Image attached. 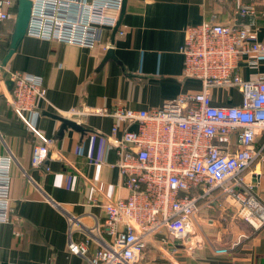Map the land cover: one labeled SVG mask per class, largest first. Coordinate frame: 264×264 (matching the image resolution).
Returning <instances> with one entry per match:
<instances>
[{"label": "crops", "instance_id": "1", "mask_svg": "<svg viewBox=\"0 0 264 264\" xmlns=\"http://www.w3.org/2000/svg\"><path fill=\"white\" fill-rule=\"evenodd\" d=\"M241 4L258 10V38L264 43V0H127L118 30L103 32L114 54L109 58V48L25 34L6 67L41 75L48 102L39 101L36 131L28 130L7 104L9 89L0 72V154L14 156L10 194L23 218L19 224L0 222V264H90L87 257L98 241L91 240L87 257L72 253L69 241H83L84 230L104 220L105 204L129 194L113 165L115 151L108 147L113 118L90 115L80 123L83 130L67 126L62 131V122L51 114L67 117L72 108L118 105L149 109L200 91V80L182 75L185 29L202 21L229 22ZM14 19L0 21V64L9 49ZM248 58L239 60L240 75L247 79L264 74V57H258L255 69ZM212 101L239 105L241 95L237 88L213 89ZM48 137L55 139L57 152L36 167L33 147ZM254 145L264 146V130L257 133ZM246 174L264 201V158L256 159ZM228 201L222 197L214 207L202 208L201 227L188 241L171 239L168 247L176 250L168 254L170 264H264V226L253 229ZM221 247L229 251L216 253Z\"/></svg>", "mask_w": 264, "mask_h": 264}, {"label": "built area", "instance_id": "2", "mask_svg": "<svg viewBox=\"0 0 264 264\" xmlns=\"http://www.w3.org/2000/svg\"><path fill=\"white\" fill-rule=\"evenodd\" d=\"M16 1L0 0V21L15 17ZM31 1L27 35L107 50L110 43L103 41V32L117 25L124 0ZM257 17L253 4H241L229 22L210 20L186 27L182 75L200 80V91L149 109L118 105L66 113L78 123L90 115L113 118L108 147L115 151L113 165L129 190L127 197L105 204L104 220L85 229L83 241H69L72 253L87 257L95 239L98 247L87 257L90 264H142L149 248L160 251L156 264H170L168 254L176 250L168 247L171 239L188 241L201 227L200 210L214 207L222 197L253 229L264 226V201L256 183L246 177L252 163L264 158V146L254 145L257 133L264 130V74L245 79L237 70L243 56L249 57L253 69L258 57H264ZM118 32L124 34L125 28ZM2 71L12 82L5 94L7 104L35 132L39 101L48 102L43 77L6 65ZM228 88L239 90L240 104L215 105L212 90ZM52 151L57 152L55 139L44 138L33 147L32 164L43 166ZM13 163L12 154H0V222L19 224L23 218L10 194Z\"/></svg>", "mask_w": 264, "mask_h": 264}, {"label": "water", "instance_id": "3", "mask_svg": "<svg viewBox=\"0 0 264 264\" xmlns=\"http://www.w3.org/2000/svg\"><path fill=\"white\" fill-rule=\"evenodd\" d=\"M126 1L127 0L123 1L120 19L114 28V32H116L119 28L122 15H123L124 10H125ZM16 5H17V11H16L15 19H14L13 31L11 33L9 49H8L7 53L5 54V56L3 57V60L0 64V72L2 71L3 66H5L7 64V62L9 61L12 54L16 51L19 43L21 42V40L24 38V36L26 34V28H27L28 21H29L32 1L31 0H17ZM109 57H114L113 50L110 48L108 49L105 58H109ZM1 73H2L3 77L6 76L4 71H2ZM5 83L7 84V88L10 89L12 82L9 79H6ZM51 115L53 117L59 119L62 122V126H61L62 131L67 126L78 129V130H83L82 125L80 123L76 122L72 118H67V117H63L60 115H56V114H51Z\"/></svg>", "mask_w": 264, "mask_h": 264}, {"label": "rangeland", "instance_id": "4", "mask_svg": "<svg viewBox=\"0 0 264 264\" xmlns=\"http://www.w3.org/2000/svg\"><path fill=\"white\" fill-rule=\"evenodd\" d=\"M227 204H229V201L227 202ZM230 207H232L231 204H229ZM196 229V228H195ZM152 253L154 254L151 259L147 257V253L143 256L142 259V264H155L154 263V259L158 257V255H160V251L158 248H152ZM151 262V263H150Z\"/></svg>", "mask_w": 264, "mask_h": 264}, {"label": "trees", "instance_id": "5", "mask_svg": "<svg viewBox=\"0 0 264 264\" xmlns=\"http://www.w3.org/2000/svg\"><path fill=\"white\" fill-rule=\"evenodd\" d=\"M15 9H16V7H15Z\"/></svg>", "mask_w": 264, "mask_h": 264}]
</instances>
